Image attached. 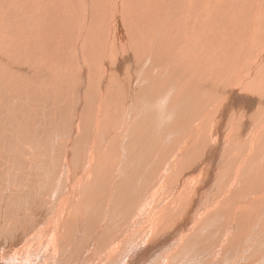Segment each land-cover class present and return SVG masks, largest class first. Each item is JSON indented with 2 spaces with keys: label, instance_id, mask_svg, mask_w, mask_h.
<instances>
[{
  "label": "rangeland",
  "instance_id": "obj_1",
  "mask_svg": "<svg viewBox=\"0 0 264 264\" xmlns=\"http://www.w3.org/2000/svg\"><path fill=\"white\" fill-rule=\"evenodd\" d=\"M168 52L173 56L170 66L174 65L166 68ZM143 61L153 64L145 66ZM258 61L264 62V0H0V120L8 126L0 132L14 131L13 125L33 132L29 137L41 153L26 150L30 175L21 184L27 187L42 185L71 194L75 181L84 175L94 178L95 187L103 186L98 195L105 201L111 184L133 171L140 177L150 172L143 177L146 199L140 203L137 194L131 202L128 198L129 213L116 203L110 208L113 218L105 215L106 210L96 211L106 217L105 225L117 220L114 230L120 233L113 259L98 257V264H264V165L250 164L259 135L233 146L232 121L225 118L218 127L223 136L218 138L219 132L210 126L218 123L201 115L199 95L210 87L214 95L206 94L207 98L220 103V94L230 92L233 82L242 85L244 71ZM257 86L250 81L247 99ZM141 100L150 103L143 106ZM262 103L264 99L249 112L245 104L238 108L254 114L263 109ZM136 106L144 108L132 110ZM136 116L147 124L139 133L149 144L144 161L150 168L134 164L109 171L108 160L104 171L91 154L83 156L82 169L56 180L61 162L52 165L47 153L56 151L60 157L71 141L81 155L86 142L104 148L123 146L129 127L138 129ZM41 130L44 139H33ZM200 143L204 145L194 152L193 145ZM169 169L175 171L174 180L166 183ZM34 179L38 181L33 183ZM207 183L214 187L206 188ZM253 189L260 191L259 202L249 196ZM195 193L201 195L195 214L217 197L224 203L192 227L184 224ZM74 198L78 202L82 197ZM138 217L145 225L142 237L139 231L133 236L125 230V224L139 228ZM182 242L187 243L185 248ZM102 247L90 251L98 255Z\"/></svg>",
  "mask_w": 264,
  "mask_h": 264
},
{
  "label": "bare ground",
  "instance_id": "obj_2",
  "mask_svg": "<svg viewBox=\"0 0 264 264\" xmlns=\"http://www.w3.org/2000/svg\"><path fill=\"white\" fill-rule=\"evenodd\" d=\"M225 37H227V35ZM217 41L218 40L215 42L217 43ZM191 45L193 46V44ZM169 56L170 53L168 52V55L165 57V61H169H167V63L164 61L166 68L168 66L173 67L174 65L172 64V66H170V60L173 59V56ZM143 60H149V58L146 56ZM155 60L157 61L158 59ZM152 61H150L151 63L143 61V64L145 66H149L154 63V61L153 63ZM245 68L247 67L245 66L244 69ZM239 71L241 73V68ZM244 72V75H242L243 73L241 74L244 79L243 84L238 86L233 82L231 87L229 86L231 89L230 92L228 91L229 94H227L228 92L225 95L223 93L220 94L223 97L220 103L213 104L210 99L211 96H208L207 98L206 94H214L212 93V90H208L210 87H205L207 88L206 91L199 94L203 99L200 103L204 105L203 108H201V115H210V119L215 120V123H218V126L216 127L210 125L212 130L219 132L218 138L223 136V128H218L222 125L223 119L227 118L228 122L232 121L229 125V129L231 132H234L233 140L230 138L233 146H237L234 143L241 141L243 138L255 140L259 135L258 141H260V144H257L255 148V144L252 146V148H254L252 155H255L256 158L254 160L250 159V164L255 165L259 162V164L264 165V163H261L260 160L257 161L259 159L258 157L264 160V103L260 104V107L263 109H258L254 114L248 113L250 110L256 109L259 106V101L264 99V92L262 91L264 85H259L264 81V62L258 61L256 66L253 68L251 67L249 71L247 68V71L245 70ZM118 81L123 82V80L120 79H118ZM250 81L254 82L255 86H258L253 89L251 88L252 90L250 91L247 99L244 94L246 93V90H248ZM217 83H215V87ZM218 86H220V83ZM228 99L233 101H228ZM149 103L150 101L141 100V104L143 106H146ZM244 104L248 111L245 113L238 108V106L242 107ZM142 108L144 107L136 106L132 107V110L136 109L138 111H142ZM231 109H234L235 113L229 114L226 112ZM135 120L137 122L138 129L135 130V128L129 127L127 130L129 138L123 146L116 148H104L95 146L90 142H86V144L84 143L86 146L85 151L82 149L81 151L83 152V155H81L79 152H76V149L78 148H75L73 142L71 141L69 145L66 144V147L60 157H56V151L47 153L52 165L55 164V160L61 162L56 180L60 176L65 174L72 175L74 172H77L78 169H82L84 167L82 162L83 156L88 155V157H90L91 154L94 158L98 159V165L100 169L104 171L107 170L106 166L108 160H112L109 171H119L126 168H132L134 164H136L139 168H141L143 164H147L150 168L149 162L146 163L144 161L145 149L149 146V144L146 137L139 133V129L141 127L145 129L147 124L146 122L145 124L143 123V119L140 116H136ZM3 121L4 119L0 120V130L8 128V126H4L5 123H3ZM11 128L14 131L0 132V264H98V257L108 261L113 259L114 252L112 249L117 243L116 238L120 237L119 231L114 230V228L118 225V221L113 220L111 224L105 225L108 224L106 217L105 219H102V215H97L96 211H100L102 209L106 210L105 215H109L113 218L115 215L111 212L110 208L115 205L121 206L128 212V208L131 206V203H127L128 198L131 202L134 199H137V194L140 199L139 202L141 203L143 199H146V197H144L146 192V183L143 180V177H149L150 172H147L140 177L133 171L117 185L114 186L111 184V187H109L105 192V201H103L100 195H98V190H100L103 186L95 187L94 178L84 175L77 179L78 182L75 181L74 187L72 188L75 192H72L71 194H66L68 191L64 192L65 194H59L56 189L49 190L48 187L45 188L42 185L27 187L21 184L24 176L30 175V171L27 169V165L29 163L27 161L26 150L28 148H36L34 153L40 154L41 152H39L36 147L37 143L33 142V140L29 137V135L33 134V132L28 130L24 133V129L22 127L15 125ZM73 131L74 130H72V132ZM39 132V134L38 132L34 134L33 139L36 137L42 141L44 138L39 135L43 131L41 130ZM129 139L131 140L128 141ZM51 142L56 144L52 140ZM231 144H228V149L231 148ZM202 145H204V143L193 145L194 152H198L199 147ZM134 147V154L132 155L130 152ZM111 149L115 151L110 152L111 156H107ZM202 153L204 155L208 154L206 147ZM114 158L117 161L115 163V167H113L115 162ZM239 158L242 162L244 155H241ZM216 163L218 162H211V164ZM174 175L175 171L169 169L168 176H166V183L172 182V180H174ZM85 179L89 181L88 186L84 184ZM222 179L224 180V177H222ZM37 181V179H34L33 183ZM188 181L189 177L186 178L184 184H187ZM72 182L73 181L70 183ZM244 183L243 185H245ZM210 184H212V186H210ZM206 185L208 187H214V183L205 184L204 186L207 188ZM235 186L237 185H234V187ZM206 188L204 189L205 191ZM254 189L252 194L249 196H254V200L256 199L259 202L260 191L256 194ZM112 192H114V195H111ZM78 194L82 198L77 202L74 197ZM198 195L199 194L195 193L190 201L184 225L192 224L193 227L197 222L201 221V217H204L205 215H207L205 219H208L216 210H218L219 206L224 203L222 202L224 199H219L217 197L213 204L210 202L203 211L198 210L197 214H195L193 210L196 208L195 201ZM235 196L234 198H236ZM90 197L95 198L91 200ZM167 198L169 200V204H172L173 196L170 197L169 195ZM211 201L214 200L212 199ZM207 202L208 200L206 203ZM191 217L196 218L193 221V218ZM137 222L139 228H136V226H127L125 224V230L129 235L133 236H135L136 232L139 231L140 233L138 235L142 237L141 232L143 229L145 230V225L142 224L141 217H138ZM188 234H190V230L188 231ZM181 236L186 239V233H183ZM199 239L200 238L198 236L194 237V240L196 241ZM182 245L184 247L187 243L183 244L182 242ZM100 247H102V250L98 251V255L95 251H90L91 248L100 249ZM127 247H129V245ZM173 248L175 247L173 246ZM180 252H182V250ZM175 253H177V251H175ZM67 259H71V262L66 263ZM80 261H83V263H80Z\"/></svg>",
  "mask_w": 264,
  "mask_h": 264
}]
</instances>
